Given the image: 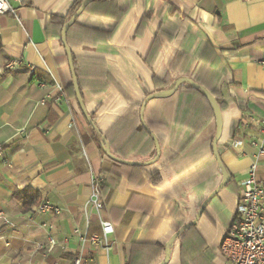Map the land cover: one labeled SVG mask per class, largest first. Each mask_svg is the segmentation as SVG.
Instances as JSON below:
<instances>
[{
  "label": "crops",
  "instance_id": "obj_1",
  "mask_svg": "<svg viewBox=\"0 0 264 264\" xmlns=\"http://www.w3.org/2000/svg\"><path fill=\"white\" fill-rule=\"evenodd\" d=\"M75 1L7 0L0 15V264H230L220 242L251 166L264 185L252 145L264 142V0H91L68 27L86 113L110 153L138 165L106 155L75 98L61 43ZM180 80L219 99L230 177L197 220L223 179L212 104L181 82L145 104L146 129L140 118L147 96ZM92 175L103 177L100 212L88 205ZM42 200L57 212L36 214ZM100 221L113 227L107 249L81 239Z\"/></svg>",
  "mask_w": 264,
  "mask_h": 264
},
{
  "label": "built area",
  "instance_id": "obj_2",
  "mask_svg": "<svg viewBox=\"0 0 264 264\" xmlns=\"http://www.w3.org/2000/svg\"><path fill=\"white\" fill-rule=\"evenodd\" d=\"M250 1V0H243ZM11 12L7 0H0V15ZM264 65V62H260ZM20 62H10L5 66L7 71H14L19 68ZM31 71L32 68L29 67ZM264 141V140H263ZM259 156L264 155V142L257 145ZM3 157V150L0 146V158ZM103 177L92 175L90 178V197L88 205L96 212L103 208V198L101 186ZM236 216L232 221L228 231L224 234L220 242V252L230 264H264V185L258 183L255 177V168L251 166L247 177L240 183ZM36 214L57 212L51 204L42 200L34 207ZM100 234L86 235L82 237L91 245H103L107 249V235L112 233V224L100 221ZM47 242L50 246L56 244L53 237L48 236ZM80 258H75L72 264H81Z\"/></svg>",
  "mask_w": 264,
  "mask_h": 264
},
{
  "label": "water",
  "instance_id": "obj_3",
  "mask_svg": "<svg viewBox=\"0 0 264 264\" xmlns=\"http://www.w3.org/2000/svg\"><path fill=\"white\" fill-rule=\"evenodd\" d=\"M91 0H83V2L81 3L80 7L78 8V10L71 16V18L69 19L68 22H66L63 27H62V31H61V43H62V47L65 51V54H66V57H67V62H68V67H69V70H70V73H71V77H72V84H73V90H74V94H75V98L77 100V103L86 119V121L88 122V124L93 128V129H97L96 126L93 124L91 118L88 116V114L86 113V110H85V107H84V104L81 100V96H80V91H79V87H78V84H77V80H76V76H75V72H74V66H73V59H72V54H71V51L67 45V42H66V33H67V29L68 27L74 23V21L76 20V18L82 13L83 9L85 8V6L90 2ZM181 82H186V83H189L191 86H193L194 88L200 90L202 92V94L204 95V97L212 104L213 106V115H214V119H215V122H216V132H215V136L212 140V153H213V156L216 160V162L221 166V162H220V159H219V156H218V152H217V149H216V143L218 141V138L220 136V132H221V123H220V113H219V110H218V107L216 105V102L214 101V99L210 96V94L201 86L195 84L194 82H191L190 80H180L178 82V84L175 86L174 89H172L171 91H164V92H158V93H155V94H152V95H149L145 98V100L143 101L142 105H141V108H140V118H141V124L143 126L144 129H146V126L142 120V114H143V110H144V107H145V104L151 100V99H154L156 97H159V96H169L171 93L174 92V90L177 88V86L179 85V83ZM98 130V129H97ZM152 140L154 141V144H155V149H156V152H157V156L152 160L155 161L158 157V153H159V147H158V143L155 139L154 136H152ZM103 144H104V150H105V153L106 155L111 158L112 160L116 161V162H119V163H122V164H129V165H138L136 163H133V162H128V161H125V160H121V159H118L116 158L115 156H113L110 151H109V148H108V144L106 143L105 139H103ZM222 174H223V179H222V182L219 184V186L209 195V197L203 202L201 208L199 209L197 215H196V218L195 220L198 219V217L200 216L204 206L207 204V202L216 194L219 192V190L221 188H223L229 181L230 177L229 175L225 172V171H222ZM195 220L187 225H185L183 228L180 229L179 232H177L171 239L170 241L168 242V245L171 244L175 238L178 236V234L184 230V229H187L188 227H190L191 225H193L195 223ZM167 261L168 259L165 258L164 259V262L162 264H167Z\"/></svg>",
  "mask_w": 264,
  "mask_h": 264
},
{
  "label": "trees",
  "instance_id": "obj_4",
  "mask_svg": "<svg viewBox=\"0 0 264 264\" xmlns=\"http://www.w3.org/2000/svg\"><path fill=\"white\" fill-rule=\"evenodd\" d=\"M83 2V0H76L74 3H73V5H72V7H71V10H70V14H69V16L67 17V19L66 20H64V22H63V25L66 23V22H68L69 21V19L71 18V16L78 10V8L80 7V5H81V3ZM193 87V86H192ZM202 96L204 97V95L202 94ZM213 99H214V101L216 102V105H217V107H218V110H221V105H220V101H219V99L216 97H213ZM237 108V107H236ZM234 111H239V113L237 114V116H236V118H234V121H233V125H232V131H231V133L233 134V132H234V130H235V127L236 126H238V124L240 123V117H239V114L242 112V108H237V109H234ZM93 131H94V134L96 135V136H98L99 138H101V139H103V136H101L100 134H99V132H98V130L97 129H93ZM221 167H222V164H221ZM222 169H223V167H222ZM223 171H225L224 169H223ZM230 183V180L228 181V183H227V185ZM14 196H19V194H14ZM32 198V199H31ZM31 198L30 199H25V201H24V208L27 210V209H29L30 208V206L34 203V198H36V196L35 195H33V196H31ZM238 199H239V197H238ZM237 204H238V201H237ZM237 204H236V207H237ZM235 216H236V209H235ZM235 216H234V218H235ZM234 220V219H233Z\"/></svg>",
  "mask_w": 264,
  "mask_h": 264
}]
</instances>
